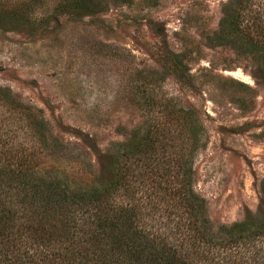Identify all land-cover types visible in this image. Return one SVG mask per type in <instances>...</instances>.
<instances>
[{
	"label": "rangeland",
	"instance_id": "1",
	"mask_svg": "<svg viewBox=\"0 0 264 264\" xmlns=\"http://www.w3.org/2000/svg\"><path fill=\"white\" fill-rule=\"evenodd\" d=\"M223 1L110 3L75 16L47 0L26 8L24 23L1 22L3 159L89 183L101 170L97 151L153 122L158 99H169L173 109L192 105L200 111L202 145L191 156L186 148L174 151L169 165L192 166L190 185L209 222L263 217L258 184L264 177V87L254 84L244 60L207 39ZM175 53L183 55L180 68L190 75L186 86L171 75ZM208 60L213 67L206 70ZM230 78L255 90L251 101ZM131 173L126 179L135 197L180 196L182 179L172 172L146 183ZM154 206L147 216L161 227L179 216L172 204L166 212L164 203ZM18 234L0 240V264H58L52 245L24 243Z\"/></svg>",
	"mask_w": 264,
	"mask_h": 264
},
{
	"label": "trees",
	"instance_id": "2",
	"mask_svg": "<svg viewBox=\"0 0 264 264\" xmlns=\"http://www.w3.org/2000/svg\"><path fill=\"white\" fill-rule=\"evenodd\" d=\"M45 1L0 0V23H24L26 8ZM135 1L150 6L157 0H54V5L84 16L110 3ZM252 1L221 2L217 27L207 39L244 60L254 84L264 87V0L259 5ZM182 56L169 58L171 75L181 87L190 77L180 68ZM208 66L206 70L213 67L212 61ZM230 81L250 94L245 100L251 101L255 90L250 85L236 78ZM158 102L153 122L145 121L126 141L97 151L101 170L86 184L66 174L32 171L0 153V240L18 232L17 239L24 243L52 245L58 264H264V214L213 226L191 188L192 166L169 165L174 151L186 148L191 156L202 145L200 111L192 105L173 109L169 99ZM130 172L143 183L172 172L182 179L180 196L135 197L126 179ZM258 187L264 206V177ZM160 202L165 212L171 204L179 212L172 225L167 219L161 227L160 221L147 216Z\"/></svg>",
	"mask_w": 264,
	"mask_h": 264
}]
</instances>
